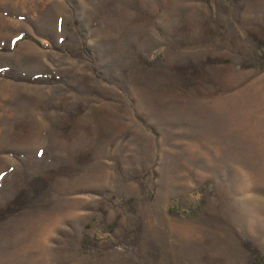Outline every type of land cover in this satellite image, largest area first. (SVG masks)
<instances>
[{
	"label": "rangeland",
	"instance_id": "374dc122",
	"mask_svg": "<svg viewBox=\"0 0 264 264\" xmlns=\"http://www.w3.org/2000/svg\"><path fill=\"white\" fill-rule=\"evenodd\" d=\"M0 264H264V0H0Z\"/></svg>",
	"mask_w": 264,
	"mask_h": 264
}]
</instances>
